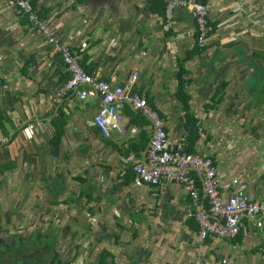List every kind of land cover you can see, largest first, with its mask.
Here are the masks:
<instances>
[{
    "label": "crops",
    "instance_id": "0c3cea01",
    "mask_svg": "<svg viewBox=\"0 0 264 264\" xmlns=\"http://www.w3.org/2000/svg\"><path fill=\"white\" fill-rule=\"evenodd\" d=\"M30 3L91 76L122 86L137 71L133 91L159 113L169 142L185 143L174 74L177 61L194 46L190 7L174 9L171 27L163 31L165 22L146 10L147 0ZM263 13L264 0H214L209 22L215 30L204 50L184 64L191 81L190 107L204 135L194 154L213 160L224 197L242 182L253 201L264 200V60L252 58L254 52L264 53ZM253 61L260 68L254 82ZM67 78L59 55L9 0H0V166L12 164L0 175V185L16 182L12 191H21L19 200L26 186L36 183V208H57V222L81 224L80 238L94 244L90 239L97 235V246L109 245L118 264H264V236L251 219L242 218L247 233L239 243L201 241L198 231L188 227L194 209L183 186L137 183L132 167L146 165L149 122L125 108L123 132L104 138L93 124L97 99H54ZM221 81L227 83L222 103L206 109ZM254 93H259L257 103ZM59 112L66 127L54 148L48 145L50 122ZM29 124L34 125L31 132ZM142 132L146 147L137 156L132 151L126 156L133 138L142 144ZM195 178L200 181L197 174ZM5 212L0 214L6 218Z\"/></svg>",
    "mask_w": 264,
    "mask_h": 264
},
{
    "label": "built area",
    "instance_id": "2783aa9c",
    "mask_svg": "<svg viewBox=\"0 0 264 264\" xmlns=\"http://www.w3.org/2000/svg\"><path fill=\"white\" fill-rule=\"evenodd\" d=\"M10 4L52 47L63 64L68 78L55 95L56 101L65 97H75L79 101L97 99L99 108L93 124L104 138L112 132L122 133L120 126L125 108L144 117L150 124L152 135L145 152L146 165H133L137 183L157 187L161 184H178L184 187L194 209V219L198 226V238L230 241L246 234L243 217L252 220V226L264 236V200L253 201L247 194V185L234 183L231 192L224 197L220 191L217 169L213 160L205 154L187 153L182 142H169L163 119L153 109L145 97L133 91L139 73L133 71L122 86H111L85 72L76 56L65 45L59 43L48 22L39 20L30 0H9ZM214 0H172L167 1L163 31L171 27L172 11L176 8H191L195 23L194 43L198 49L206 47L208 34L212 31L209 13ZM34 129L29 124L28 130ZM197 136L203 137V130L197 126ZM195 174L199 176L196 181ZM201 186L198 187L197 183Z\"/></svg>",
    "mask_w": 264,
    "mask_h": 264
},
{
    "label": "trees",
    "instance_id": "16d2710c",
    "mask_svg": "<svg viewBox=\"0 0 264 264\" xmlns=\"http://www.w3.org/2000/svg\"><path fill=\"white\" fill-rule=\"evenodd\" d=\"M203 0H196L197 3H202ZM33 9H35V4L31 3ZM167 6L166 0H147V6L146 10L161 17L164 21L165 18V9ZM40 18H43L40 16ZM212 27L213 32L215 30V24H210ZM210 32V33H211ZM209 33V34H210ZM208 34V36H209ZM196 37V34H195ZM194 37V38H195ZM204 49L200 50L194 43L193 50L187 54V56L177 61V70L174 74L177 88L176 92L174 94V99L177 101V103L180 104L181 110L183 112V117L185 120V129H186V141H185V150L187 153H194V145L198 139L197 136V119L192 114V109L190 107V99L191 97L187 94V88L191 84V81L189 79H186V73L187 71L184 68V64L192 59L195 55L200 54ZM252 58L255 59H262L264 60V53L261 52H254L252 54ZM255 61H253L251 64L253 65ZM253 70L255 74L253 75V82L257 80L256 77V71H260L259 66L253 65ZM212 70L211 72H213ZM209 72V73H211ZM227 86V83L224 81H221L217 87L215 88L214 93L210 97L209 103L205 106L206 109H212L215 108L217 105L222 103L225 88ZM257 87L253 88V91L256 92ZM255 96H259V93H254ZM257 97H254L255 103L259 102L260 99ZM137 118L144 119L140 115L135 114ZM161 117V116H160ZM50 125L52 127L50 138L48 141V145L51 147H58L61 143L62 136L64 134V129L66 127V117L59 112L58 116L51 120ZM0 129H2V126L0 125ZM138 137H141L143 139V142L141 145H137L138 139L133 138L129 143V148L125 151L126 156L129 154V152H135L136 156L144 150L146 147V144L148 142L147 134L145 132H142L138 135ZM11 163L6 165L0 166V175H3L5 171L11 169ZM52 185L55 187L58 185L57 182H53ZM58 189V188H57ZM78 198H76L73 201L75 203ZM90 212V211H88ZM1 219V214H0ZM188 227L192 229L194 232L198 231L197 223L194 220L193 215L188 220ZM31 236V235H30ZM242 234H239L238 237H236L233 240H230L233 244L239 243L241 241ZM209 239H206L205 241H208ZM47 241V242H46ZM58 236L55 233L47 232L45 235H40L38 232H35L32 234V236L29 239H21L19 242L17 240L14 242V245L9 248V250L6 252L8 253V257L17 259L14 260L15 262L24 263V264H76V260L79 257V251L81 249V242L77 243L74 246V250L72 251V254L70 255V259H67L64 257V253L61 251V247L58 246ZM34 248L35 252L31 256H29L26 252L27 249ZM48 250L52 252H48ZM69 254V253H68ZM67 254V255H68ZM40 257L37 259L36 257ZM39 260L37 261L35 260ZM41 259V260H40ZM92 264H118L115 262L112 254L107 248H101L99 252L97 253L96 260L92 262Z\"/></svg>",
    "mask_w": 264,
    "mask_h": 264
},
{
    "label": "rangeland",
    "instance_id": "374dc122",
    "mask_svg": "<svg viewBox=\"0 0 264 264\" xmlns=\"http://www.w3.org/2000/svg\"><path fill=\"white\" fill-rule=\"evenodd\" d=\"M259 22L264 24V15ZM32 185L34 188L30 184L26 186V192L23 195L24 198H20L19 200L21 191H12L13 188H18L16 182L9 180L0 185V212H4L5 214L7 210L6 219L8 221V227H10L9 235H12L14 232L25 235V237H28L32 232H38L40 235H45L48 231L57 233L60 237L58 239V246L61 247V252L64 253V257L70 259L69 254H72L74 246L81 242L83 249L81 248L79 251L76 264H92L96 260L99 250L101 248H108L109 245L97 246V242L100 243L97 235L92 236L89 233V236H92L90 240H95L96 243H89L91 241L86 236L80 238L82 234L77 229L81 228V224L77 222H74L75 224L73 222L65 223L64 221L57 222L59 219L54 217V214H59L57 208H36V183ZM6 238L9 239L8 236H3L2 240L4 239V242H6ZM48 252L52 251L48 250ZM36 261L37 263L39 262V260Z\"/></svg>",
    "mask_w": 264,
    "mask_h": 264
},
{
    "label": "flooded vegetation",
    "instance_id": "af4514ba",
    "mask_svg": "<svg viewBox=\"0 0 264 264\" xmlns=\"http://www.w3.org/2000/svg\"><path fill=\"white\" fill-rule=\"evenodd\" d=\"M9 229L10 227H8L7 219L4 217V215L1 216V219H0V264H24V263H19V262L14 261V260L17 261V259H14V258L9 259L8 253L6 252L9 250L11 246L14 245V242L16 240L17 242H19L21 239H29L32 236V234L35 232H32V234H30L31 236L29 235L28 237H25V235H20L16 232H14L12 235H9V231H10ZM3 236H8L9 239L6 238L7 241L4 242V239L2 240ZM26 252L29 256H31L32 254H34L35 250L34 248L32 249L30 248V249H27ZM36 258L39 259L40 257L38 256Z\"/></svg>",
    "mask_w": 264,
    "mask_h": 264
}]
</instances>
